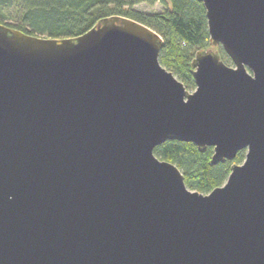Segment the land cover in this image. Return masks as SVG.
<instances>
[{"label":"water","instance_id":"obj_1","mask_svg":"<svg viewBox=\"0 0 264 264\" xmlns=\"http://www.w3.org/2000/svg\"><path fill=\"white\" fill-rule=\"evenodd\" d=\"M197 1L193 93L135 20L66 39L0 24V264H264V0ZM167 141L246 158L205 195L156 157Z\"/></svg>","mask_w":264,"mask_h":264},{"label":"trees","instance_id":"obj_2","mask_svg":"<svg viewBox=\"0 0 264 264\" xmlns=\"http://www.w3.org/2000/svg\"><path fill=\"white\" fill-rule=\"evenodd\" d=\"M141 5H159L161 10L144 13L136 9ZM112 16L135 20L156 31L165 44L161 65L187 87L196 86L191 63L198 51L210 48L206 10L197 0H0V24L45 38H75ZM218 51L225 63L232 62L221 47ZM154 153L176 165L187 187L202 194L223 186L232 166L246 158V151H241L234 161L212 165L214 148L201 152L195 144L180 141H167Z\"/></svg>","mask_w":264,"mask_h":264},{"label":"rangeland","instance_id":"obj_3","mask_svg":"<svg viewBox=\"0 0 264 264\" xmlns=\"http://www.w3.org/2000/svg\"><path fill=\"white\" fill-rule=\"evenodd\" d=\"M136 9L141 11V12H144V13H155V12H159L161 10V6L156 5L155 7H148L146 5H141V6L136 7ZM226 64L228 66H230V67H235V65L232 62L231 63H226ZM170 72H172V71H170ZM174 76L178 79V77L175 74H174ZM186 89H187L188 92L193 93L196 90V86L192 87V88H189V87L186 86ZM205 195H207V194H205Z\"/></svg>","mask_w":264,"mask_h":264}]
</instances>
